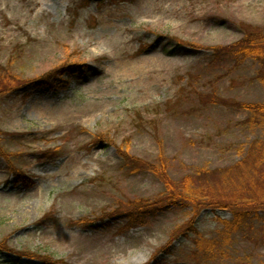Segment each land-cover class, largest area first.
Segmentation results:
<instances>
[{
	"label": "rangeland",
	"instance_id": "rangeland-1",
	"mask_svg": "<svg viewBox=\"0 0 264 264\" xmlns=\"http://www.w3.org/2000/svg\"><path fill=\"white\" fill-rule=\"evenodd\" d=\"M243 30L264 31V0H0V243L35 256L0 264H193L192 229L217 241L200 264H264V207L232 233L226 207L165 203L132 222L123 212L166 192L146 169L159 154L174 186L219 199L242 188L218 169L264 126L193 102L264 101L256 60H210ZM196 168L214 175L191 180Z\"/></svg>",
	"mask_w": 264,
	"mask_h": 264
},
{
	"label": "trees",
	"instance_id": "trees-1",
	"mask_svg": "<svg viewBox=\"0 0 264 264\" xmlns=\"http://www.w3.org/2000/svg\"><path fill=\"white\" fill-rule=\"evenodd\" d=\"M92 1V0H88ZM95 2H102L103 0H93ZM118 1V0H113ZM119 1H133V0H119ZM180 42V41H178ZM176 44H179L175 42ZM212 59L211 63L216 65L225 64V62L232 61L231 63L237 65L242 62L245 58H253L259 64L257 67L256 78L264 84V31L263 30H243L242 36L234 43L224 47H212ZM46 75V74H45ZM41 75V78L45 76ZM192 97V95H190ZM197 99L198 102L193 103H219L229 107H235L247 111L248 116L240 121H237L238 125H260L264 126V101L263 102H251V101H238L231 98H222L217 94L203 93ZM194 99V97H192ZM202 101V102H201ZM194 106V105H192ZM248 153V154H247ZM232 166H227L224 168H219V171H224V173L234 171V175L237 180L241 183V189L238 193L230 195L228 198H212L201 193H196L190 186H174L172 180L166 176V165L162 163V155L159 154V160L161 166H147L146 169L151 171L155 176H157L165 185L164 192L160 198L154 201H148L143 199L134 200L132 207L123 211L125 216L129 218L132 222V217L145 218L148 213H153L158 209L162 208L165 203L176 204L181 202L182 205L192 204L197 209L202 206H217L228 208L233 216L231 220H223L224 228L227 232L237 231L242 228L241 226L248 221L251 212L264 207V139H256L250 144L249 152ZM253 154V155H252ZM257 154V155H256ZM256 155V157H254ZM252 156V157H251ZM262 162V163H261ZM126 164L129 165L130 170H137L136 168H141V165L134 160H127ZM159 168V170H157ZM207 171V172H206ZM206 172V173H204ZM209 172V173H208ZM208 169L196 168L195 172L192 174H187L191 180L195 179L197 175L200 178L202 175H214L210 174ZM205 177V176H204ZM188 179V178H187ZM19 181L25 183L26 185L31 184V180L28 176L22 175ZM172 181V182H171ZM173 187V188H172ZM249 193L248 196L246 194ZM164 202V204H162ZM138 221V219H137ZM140 222V221H139ZM196 234V239L194 238L195 250H192V255L197 261L193 264H200L199 260L202 258H207L211 253L215 255L217 241L211 240H201L202 237L199 236L197 231L193 230ZM215 247V248H214ZM4 252L13 253L17 259L22 257L34 258L32 253H21L13 249H9L6 245L0 243V255ZM38 258V257H36ZM45 260L40 259V264H47ZM156 262L155 257L143 264H154Z\"/></svg>",
	"mask_w": 264,
	"mask_h": 264
}]
</instances>
